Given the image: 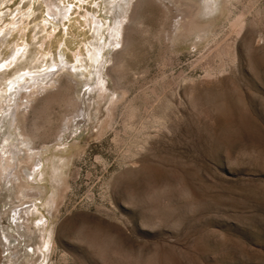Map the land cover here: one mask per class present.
<instances>
[{
  "label": "rangeland",
  "instance_id": "obj_1",
  "mask_svg": "<svg viewBox=\"0 0 264 264\" xmlns=\"http://www.w3.org/2000/svg\"><path fill=\"white\" fill-rule=\"evenodd\" d=\"M226 3L0 0V144L40 98L44 150L0 166V264H264V0Z\"/></svg>",
  "mask_w": 264,
  "mask_h": 264
},
{
  "label": "bare ground",
  "instance_id": "obj_2",
  "mask_svg": "<svg viewBox=\"0 0 264 264\" xmlns=\"http://www.w3.org/2000/svg\"><path fill=\"white\" fill-rule=\"evenodd\" d=\"M172 1V0H171ZM200 1V4H201V15L202 16H210V15H213L216 10H215V6L216 4L218 3L219 0H199ZM240 0H227V3H226V8L232 13V11L234 10V6H236V3L239 2ZM120 8H123L122 6H119ZM233 9V10H232ZM137 11V10H136ZM134 19V18H133ZM183 20V18H182ZM179 22V21H178ZM179 25V24H178ZM181 24L179 25V28L178 30L181 29ZM210 26V25H209ZM178 27V26H177ZM208 28V26H207ZM210 28V27H209ZM206 28H199L198 31L196 32L197 36L198 37H201L202 35H204L206 33ZM176 31V30H175ZM211 31V30H210ZM117 30H115V33L113 35V37H118L120 35L119 32H117ZM205 36V35H204ZM126 41V40H125ZM120 42L118 40L112 42L111 44V48H115L117 45H119ZM117 54V53H116ZM92 56H94V54H92ZM116 67V66H115ZM65 69V68H64ZM116 69V68H115ZM114 69V70H115ZM90 75V74H89ZM109 75V73H108ZM83 76L86 77L87 75L83 73ZM52 79V78H51ZM63 80V79H61ZM65 80V79H64ZM89 79H87V81L85 82H79V81H76L75 83L76 84H73L74 83V79H68L66 82L68 85L69 88L73 87V85H75V87L77 88L78 86L80 87H87V88H90L92 89L93 87L90 85V81H88ZM27 81H31V80H27ZM55 82V81H54ZM54 82H52V84L50 83V86L52 87H57ZM58 82V81H57ZM56 82V83H57ZM64 82V81H63ZM28 83V82H27ZM58 87H57V90L55 92V94H53L56 97H59V93L63 92V90L65 89L66 85L64 86L63 83L61 81L58 82ZM92 84V83H91ZM103 84V83H102ZM100 85V84H99ZM9 88L8 91H10V87L12 88V92L13 90H20L22 91L23 89L26 88V84L25 85H21L20 84V80L19 82H16V84H12L10 86H7ZM54 87V88H55ZM68 90V89H67ZM66 90V91H67ZM89 90V89H88ZM8 91H4L3 92V97L0 98V118L3 114V106H2V103L6 102V100L4 101V99L8 96V98H11V97H14L15 95H8L6 94V92ZM70 91V90H68ZM102 91V90H101ZM72 92V91H71ZM54 93V92H53ZM75 94H76V91H75ZM58 95V96H57ZM53 96V97H54ZM74 96V95H73ZM50 96H48L49 98ZM77 98V97H76ZM7 99V98H6ZM37 99V98H36ZM70 99V98H69ZM41 100L40 98H38L36 100V102L39 103V101ZM43 100V99H42ZM41 100V101H42ZM46 100V98L44 99ZM76 99H70L68 101V106L70 109H72L71 107H74V108H77L76 106H79V104L77 105V102L75 101ZM3 101V102H2ZM11 102V100H10ZM49 102V101H48ZM38 103L33 105V109L32 110H25V111H21V107L18 105V109L17 110H11V112L9 113V115L7 114V119L5 120V124L8 125V129L10 130H16V129H19L20 133L18 134L17 131L16 133L14 134H11L9 135L8 137H5L3 139V141L1 142L0 144V150H2V154H0V158L2 160V162L0 163V166L2 167V175L4 176V179H5V182L7 181H10L11 179V175H12V167H13V164L14 162L20 157L22 156L21 154H31V157L29 158L30 160L32 159V162L35 161L37 158V167L41 166L43 167L44 164L42 162V158H41V155L43 154L44 150L42 149H37L36 146H35V143H36V139L39 138L37 136V131L36 134L34 132H32L34 135H36L35 138L28 130V126L30 125L29 121L30 120V116H31V113L32 111L37 113L36 110L38 109ZM79 103V102H78ZM20 108V109H19ZM68 108V109H69ZM79 108V107H78ZM36 109V110H35ZM67 109V110H68ZM78 110V109H77ZM74 111L75 112H77ZM34 113V114H35ZM36 115V114H35ZM70 115L72 116L73 113H69L66 115L65 119H64V122H68L69 121V117ZM80 121V120H79ZM36 123V121H34ZM33 122V123H34ZM70 122V121H69ZM78 122V121H77ZM34 123V124H35ZM21 124V125H20ZM37 124V123H36ZM34 126H38V125H34ZM38 134H39V131H38ZM23 138V139H22ZM25 158V157H23ZM42 159V160H41ZM22 164V163H21ZM34 167V166H33ZM62 168V167H61ZM64 171V170H63ZM13 176V175H12ZM8 183V182H7ZM20 190V189H19ZM21 194V198H26V197H30L29 194H27L26 192H23L22 190V193ZM28 197V198H29ZM10 241V239H8V242ZM11 243V242H10ZM55 249V247H54Z\"/></svg>",
  "mask_w": 264,
  "mask_h": 264
}]
</instances>
